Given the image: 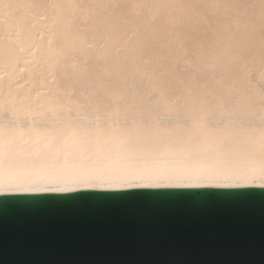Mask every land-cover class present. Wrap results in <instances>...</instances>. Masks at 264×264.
Returning <instances> with one entry per match:
<instances>
[{"label": "bare ground", "instance_id": "bare-ground-1", "mask_svg": "<svg viewBox=\"0 0 264 264\" xmlns=\"http://www.w3.org/2000/svg\"><path fill=\"white\" fill-rule=\"evenodd\" d=\"M0 4V104L14 113L0 121V137L13 146L6 176L50 171L57 152L68 153L70 168L116 152L147 166L165 152L196 163L211 156L233 176L259 166L264 86L250 74L264 78L262 0ZM22 4L42 6L23 15L8 7ZM249 187L260 186L219 188ZM155 188L203 187L128 189Z\"/></svg>", "mask_w": 264, "mask_h": 264}, {"label": "water", "instance_id": "water-1", "mask_svg": "<svg viewBox=\"0 0 264 264\" xmlns=\"http://www.w3.org/2000/svg\"><path fill=\"white\" fill-rule=\"evenodd\" d=\"M0 264H264V188L1 195Z\"/></svg>", "mask_w": 264, "mask_h": 264}, {"label": "snow or ice", "instance_id": "snow-or-ice-1", "mask_svg": "<svg viewBox=\"0 0 264 264\" xmlns=\"http://www.w3.org/2000/svg\"><path fill=\"white\" fill-rule=\"evenodd\" d=\"M264 5V0H262ZM42 5L22 4L9 5L17 9L19 15L27 8ZM4 5L0 4V9ZM245 8L249 5H232ZM235 103L234 101H229ZM264 104V93H262ZM14 113H7L0 104V121L13 119ZM3 124L0 123V129ZM13 146L0 137V192H68L79 189H128L153 187H247L259 184L264 188V133L261 134V152L258 167H252L246 174L233 176L216 170V163L211 156H201L200 162L190 161V157L180 158L172 152L162 153L151 166L134 159L131 155L97 154L95 159L86 156L91 166L72 167L66 163L68 153L57 152L49 170L36 173L34 176L17 177L9 172L6 176L3 157L6 152L11 154ZM204 160L208 162L205 163Z\"/></svg>", "mask_w": 264, "mask_h": 264}, {"label": "rangeland", "instance_id": "rangeland-1", "mask_svg": "<svg viewBox=\"0 0 264 264\" xmlns=\"http://www.w3.org/2000/svg\"><path fill=\"white\" fill-rule=\"evenodd\" d=\"M252 10H253V9L250 8V10H249L245 15L243 14V15L241 16V18H242V19H245L246 17H248L249 15H251ZM243 21H245V20H243ZM215 46H217V45H215ZM121 52H122V51H121ZM207 53H210V52H207ZM201 67H205V66L201 64ZM203 69H205V71H207V70H206V69H207L206 67L203 68ZM199 74L202 75V76H208V75H207L208 72L206 73V72H204L203 70H202V71H199ZM143 78H146V76H145V75H143V76L141 75V76L138 77L139 85L141 86L140 88H142V86H143V88H144V86H145L144 84L147 83L145 79H144V80H145L146 83L144 82ZM250 79H251V80L253 79V80H254L253 82H255V83H259L260 85L262 84L261 86H264V78H261V79H260V76H259L258 74H256V73H252V74H250ZM255 79H256V80H255ZM262 79H263V80H262ZM257 81H258V82H257ZM170 119H171V118H170Z\"/></svg>", "mask_w": 264, "mask_h": 264}]
</instances>
